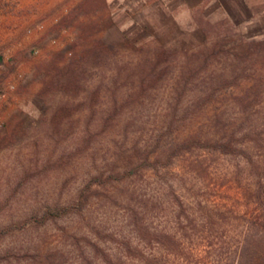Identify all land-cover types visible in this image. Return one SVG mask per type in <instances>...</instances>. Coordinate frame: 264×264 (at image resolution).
Masks as SVG:
<instances>
[{
	"label": "rangeland",
	"instance_id": "obj_1",
	"mask_svg": "<svg viewBox=\"0 0 264 264\" xmlns=\"http://www.w3.org/2000/svg\"><path fill=\"white\" fill-rule=\"evenodd\" d=\"M39 21L42 30L26 33L27 26ZM219 33L230 34L225 48L231 80L242 62L247 67L231 91L241 92L257 78L264 81V0L0 1V38L24 75L0 129V264H106L102 249L116 258L125 241L136 246L145 239V229L131 222L130 207L145 224L175 228L185 212L181 217L174 197L198 222L206 221L214 205L229 204L235 208L233 216L222 222L230 234L237 233L234 228L244 220L243 214L261 206L251 202L260 187L255 170L264 178V149L250 148L254 162L198 149L188 157L201 160L199 171H194L196 180H187L189 194L181 191V179L172 171L138 173L124 182L94 181L81 213L38 221L44 212L67 206L93 177L106 174L107 162L120 158L113 143L120 134H106L102 123L107 88L118 76L116 93L126 96L137 91L140 79L133 71L127 79L121 71L148 59L157 48L164 49L172 55L173 72L162 77L155 95L168 96L169 82L178 77L187 55L205 46V35ZM49 37L56 42L50 43ZM240 37L251 51L243 61L235 55L241 49ZM94 40L103 43L109 55L84 69L75 93L63 91L54 83L57 70L81 43ZM257 41L261 45L255 49ZM32 46L39 48L36 55L30 53ZM223 60L221 56L217 67ZM162 102L152 109H160ZM236 108L229 109L231 115ZM130 138L125 147L129 153ZM139 144L145 148L143 141ZM160 182L167 183V189ZM246 185L250 190L244 192Z\"/></svg>",
	"mask_w": 264,
	"mask_h": 264
},
{
	"label": "trees",
	"instance_id": "obj_2",
	"mask_svg": "<svg viewBox=\"0 0 264 264\" xmlns=\"http://www.w3.org/2000/svg\"><path fill=\"white\" fill-rule=\"evenodd\" d=\"M229 40L230 34L226 33L212 38L205 35V46L187 55L178 77L174 82H169L171 91L165 97L155 94L163 83L161 81H164L162 77L173 72V58L169 52L157 48L148 59L125 67L121 72L126 73L127 79L133 72L140 77L136 83L137 91L119 97L116 93L119 88L117 76L113 86L107 88V105L102 117L106 134L112 135L116 130L120 134L113 141L120 158H114L112 163L107 162L106 174L93 177L67 206L44 212L38 221L44 223L67 213H81L91 197L94 181H99V184H106L110 180L124 182L126 177L132 178L138 173L172 171L174 176L181 179V191L189 194L187 180H196L194 171H199L201 160L188 157L196 154L200 148L205 152L239 156L254 162L250 148L264 149V109L259 108L264 106V81L257 78L249 89L243 88L237 93L231 91L232 84L241 78L247 67L242 62L241 73L236 72L238 76L231 80L228 75L231 64L227 62L229 50L225 48ZM248 44L242 37L239 38L241 49L235 54L238 60L243 61L247 53L251 54ZM253 44L255 49L261 45L260 41ZM80 46L67 64L57 70V76L54 75V83L65 92L75 93L84 69L101 63L109 55L108 48L95 40L83 42ZM221 56L225 60L217 67L216 62L221 60ZM91 95L94 96V93ZM161 101L163 105L160 109L153 110L155 102ZM155 107L158 108V105ZM232 107H237L234 115L229 110ZM126 108H130L129 111L126 112ZM120 116L125 117L121 120ZM130 137H134V140ZM129 138L132 146L130 153L127 149L128 153L125 154L126 140ZM141 141L145 148L139 144ZM175 168H178V172H174ZM118 169L123 171L119 172ZM254 173L258 174L256 182H260V187L255 195L252 194L254 196L251 195L255 197L251 203L259 202L261 206L249 214H243L244 220L237 225L238 228H234L238 229L236 234H230V228L222 222L223 217L233 216L235 208L229 204L224 203V207L214 205L206 221L198 222L188 215L182 201L174 197L173 201L181 205L180 216L185 212V219L181 216V222L175 228L160 229L145 224L135 207H130L128 214L131 222L136 228L140 226L145 229V239L137 242L136 246L125 241L121 246L122 254L116 258L102 249L106 264H264V178L257 170ZM160 183L164 190L167 189V183ZM249 186H243L244 192L250 190ZM153 192L150 195L153 196ZM92 245L93 249L97 248L95 244Z\"/></svg>",
	"mask_w": 264,
	"mask_h": 264
},
{
	"label": "built area",
	"instance_id": "obj_3",
	"mask_svg": "<svg viewBox=\"0 0 264 264\" xmlns=\"http://www.w3.org/2000/svg\"><path fill=\"white\" fill-rule=\"evenodd\" d=\"M1 1V0H0ZM42 22H36L31 26H27L26 33H32L35 29H43ZM57 38L49 37L50 43H55ZM7 42L0 38V129L3 128V116L6 115L15 100V93L19 83L23 82L24 75L19 71L18 62L15 57L10 54ZM39 52L37 46H32L30 53L36 55Z\"/></svg>",
	"mask_w": 264,
	"mask_h": 264
}]
</instances>
